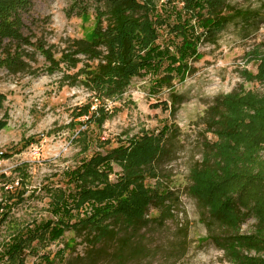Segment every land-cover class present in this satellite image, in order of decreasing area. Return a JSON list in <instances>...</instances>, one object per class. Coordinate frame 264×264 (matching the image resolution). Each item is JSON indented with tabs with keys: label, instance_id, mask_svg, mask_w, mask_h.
<instances>
[{
	"label": "rangeland",
	"instance_id": "rangeland-1",
	"mask_svg": "<svg viewBox=\"0 0 264 264\" xmlns=\"http://www.w3.org/2000/svg\"><path fill=\"white\" fill-rule=\"evenodd\" d=\"M228 1L256 9L264 0ZM138 2L149 6L154 44L168 57L159 55L143 63L153 42L146 45L139 39L148 36V31L133 28L139 36L126 65L133 75L124 93L108 95L106 90L97 94L99 86L89 75L92 71H87L86 65L96 62L82 63L75 70L61 59L72 41L95 36L103 21L96 2L26 0L10 17L13 1L0 0V17L7 22L9 17V21L20 17V24L15 25L20 36L0 40V94L4 96L0 121L6 124L0 131V146L13 155L26 154L19 172L22 188L0 203V264H107L105 255L89 258L87 244L73 233L76 223L96 211L95 204L81 201L83 190L77 188L73 175L84 172L82 165L91 156H106L120 147L129 151L150 139L156 144L162 133L168 156L158 170L160 179L146 175L143 187L153 189L163 180L179 198L175 222L153 238L162 244L173 238L176 224L186 227L187 250L171 264H264L261 189L236 181L222 192L209 186L211 171L196 175L200 184L193 172L202 170L203 164L205 170L221 172L218 164L224 152L235 153L223 143L234 148L248 144L244 140L255 130L249 124L253 117L264 114L260 109L264 108V83L257 80L263 68L258 54L264 52V23L248 32L230 24L216 38L205 41L203 28L183 1ZM180 27L181 33L186 32L181 37L175 33ZM169 41L195 50L185 56ZM224 97L237 104L234 124L244 135L238 140L225 142L207 125V111ZM32 147L40 151L38 157L29 155ZM99 168L107 172L103 187L118 184L124 173L115 163ZM242 184H246L244 194L238 190ZM201 190L213 198L215 210L229 207L225 211L231 217H236V208L241 212L240 220L225 228L227 238L220 246L230 240L228 250L219 249L209 239L194 195ZM132 192L136 189L130 186L127 196ZM62 202L67 209L57 208ZM165 262L160 257L153 260V264Z\"/></svg>",
	"mask_w": 264,
	"mask_h": 264
},
{
	"label": "trees",
	"instance_id": "trees-1",
	"mask_svg": "<svg viewBox=\"0 0 264 264\" xmlns=\"http://www.w3.org/2000/svg\"><path fill=\"white\" fill-rule=\"evenodd\" d=\"M10 1H13L8 9L11 17L19 7L23 8L22 3H25L26 0ZM87 1L98 4L97 11L101 15L100 20L103 19L100 22L101 26L97 28L95 36L91 40L72 41L64 50L61 59L67 60L68 65L75 70L82 63L96 62L92 66H86L87 71H92L89 72V75L93 77L92 81H95L99 86L97 94L103 90H106L108 95L122 94L126 91L129 79L133 75L126 68V65L130 63L131 55H133L132 43L139 36L133 31V28H139V32L141 28L148 31V36L139 39L146 45L153 42L143 63L145 59L151 60L159 55L168 57L166 53L160 54L161 52L154 44L155 30L148 22L151 10L147 4H140L138 0H83V2ZM181 1L185 3V8L198 19V25L203 28L205 41L216 38L230 24L235 25L241 32H248L252 27L259 28V25L264 23V1L256 9L240 8L232 5L228 0ZM10 17L8 22L4 17H0V40L7 37L17 38L19 35L15 25L20 24V17L9 21ZM178 31L175 33L179 37L182 34L186 35V32L181 33V27ZM245 36L247 37V35ZM214 42L216 43V40ZM173 46L180 54L182 49L185 56L195 50L194 47L191 48L185 44L181 47V42L173 43ZM116 47L118 48L116 49ZM41 51L45 53L43 49ZM256 53L254 52V55H257ZM258 56L263 59V68L257 76V80L264 83V52L259 53ZM82 58H85L86 62ZM221 99L217 101V106L210 108L206 113L208 128L215 129L216 134L225 142L238 140L244 135L240 132L239 125L234 124L233 107L237 104L230 101L229 97ZM3 100L4 96L0 94V109ZM164 106L165 110L169 109L168 104H164ZM225 107L226 112L223 110ZM252 107L258 109V105L254 102H252ZM5 127L6 124L0 121V131ZM249 127L255 130L250 133L249 138L244 140L249 143L242 148H234L228 143H223L224 147L227 146V149L230 147L235 153L223 151L225 157L222 154L223 158L219 164L215 161L221 172L217 174V169L214 168L205 170L203 164L202 170L193 171L194 179L196 175H203L211 171L210 175L212 174V176L207 174L211 181L209 186L218 191L223 192L229 186V182L234 184L236 181H241L248 182L249 186L259 187L263 192L261 194H264V114L253 117ZM164 134L162 133V136L158 137L156 144L153 143V139H150L149 143L140 144L129 151L120 147L107 153L106 156L101 154L91 156L89 161L82 165L85 167L84 172L74 173L77 188L83 190L80 194L81 201L95 204L96 208L92 216L79 221L72 228L77 238H82L87 244L89 258L94 259L99 254L105 255L107 264H153V260L160 257L166 261L164 264H171L174 258L181 257V253L187 250V229L184 226L181 227L180 224H176V232L172 239H167L162 244H157L153 239L156 235L168 230L170 222H175L174 209L179 203V198L163 180L161 183L158 182L153 189L147 190L143 187L146 175L157 181L160 179L158 170L168 156L164 144L165 139H163ZM217 146L222 148L220 145ZM220 150L216 156L220 154ZM109 163L123 167L124 173L118 184L108 183L106 187H103L102 178L107 176V172L106 168L103 170L99 167H108ZM198 181L199 179L196 177L195 182L199 183ZM245 185L242 184L238 189H242V194L246 190ZM130 186L134 187L136 192L130 193V197H128L127 191ZM222 194L224 195V193ZM253 194L250 195V198L254 196ZM194 195L198 198L199 208L202 209L201 220L209 232V239L220 246L224 237L227 238L225 228H232L235 221L240 220L241 212L236 208L234 212L236 217H231V212L225 211L229 207H226L225 210H215L212 206L213 198H207L202 190ZM259 205L264 207V202ZM66 206L65 202L57 204L59 210L67 209ZM152 211H157L158 214L153 216ZM261 220L264 230V215ZM230 243L229 240L228 245L217 247L221 250H228Z\"/></svg>",
	"mask_w": 264,
	"mask_h": 264
},
{
	"label": "built area",
	"instance_id": "built-area-1",
	"mask_svg": "<svg viewBox=\"0 0 264 264\" xmlns=\"http://www.w3.org/2000/svg\"><path fill=\"white\" fill-rule=\"evenodd\" d=\"M29 155L38 157L40 151L32 147ZM26 154L13 155L8 153L0 146V203L3 197L19 191L23 186V180L20 177V170L23 167V161Z\"/></svg>",
	"mask_w": 264,
	"mask_h": 264
}]
</instances>
